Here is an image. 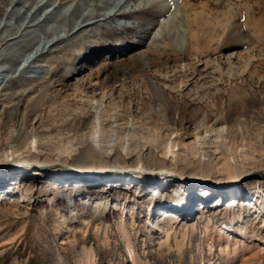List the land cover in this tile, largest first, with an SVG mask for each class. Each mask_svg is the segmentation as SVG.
<instances>
[{"label": "rangeland", "instance_id": "rangeland-1", "mask_svg": "<svg viewBox=\"0 0 264 264\" xmlns=\"http://www.w3.org/2000/svg\"><path fill=\"white\" fill-rule=\"evenodd\" d=\"M12 1L35 36L63 14L71 24L59 33L70 40L34 62L47 39L0 40V264H264V0H168L162 17L136 3L121 19L107 7L77 32L74 6L106 0ZM179 3L180 23L166 26ZM200 159L209 177L165 178Z\"/></svg>", "mask_w": 264, "mask_h": 264}, {"label": "bare ground", "instance_id": "bare-ground-1", "mask_svg": "<svg viewBox=\"0 0 264 264\" xmlns=\"http://www.w3.org/2000/svg\"><path fill=\"white\" fill-rule=\"evenodd\" d=\"M167 1L168 0H117L115 3H111V2L106 0L103 3L102 6H99L97 4V2H94L91 5L84 6V8H82V9H87L88 8L86 13H81V10H82L81 7L78 4H76L74 6V11L71 14V17H72L73 20L75 19V20H80L81 23L83 22V24H79L78 25V28L75 31V32H77L78 30H81L82 28H85L87 25L90 24V22H86V21L100 16L99 13L102 10H104L105 8H107V7H113L114 8L113 13H111V14H109L107 16V18H109V19L112 18V17L116 18V19L126 18L127 15H130V14L125 12V8L130 6V5H134L136 3L144 4L143 7H146V6L154 7V9H157V10L160 11V14H161V17H162L165 12L168 13V12L171 11V9H170L171 7H169ZM0 4H1V6H2V4L3 5L5 4V5H9L11 7L10 11L5 14L6 16L4 18H2V20H4V23H3V25H0V40H4L7 37H11V36H13L12 39L13 38H19L22 41L26 40V37H28L30 39L29 41H33L34 39H38V38L47 39V41L45 42V44L42 47L37 48V50L33 54L31 53L32 55L28 56V58H32V62H34V60H36L37 57H39L42 54L48 52L51 48L56 47L59 43L70 40L69 35L65 39H63L61 37V35L59 34L60 32H66L67 31V27L71 24L70 20H67V22H66L65 19H66L67 16L63 17L64 14L61 16V18L64 20L62 25L59 24V26L51 28V30H49L47 32H45L42 29H40V26H42L43 22L49 20L52 15H50V16L45 15L43 20L39 19L37 21L36 26L40 30H42L41 31L42 35L40 34L39 37H38V36H35L32 31L27 30L29 27L32 26V24H29V25L26 24L25 27L22 26L23 24L18 25L19 22H21L22 20L26 21V19H27V21H28V16H19V15H17L16 10L14 9L16 3H13L12 0H0ZM1 6H0V13H1V8H2ZM181 6H182V4H180V3H179V5H175L174 10L172 12V15L165 21V25L166 26H169L170 23H174L175 21H178L180 19L178 14L181 15ZM137 8H139V7H137ZM142 8H140V10ZM39 9H40V6L34 7V12L33 13H36V11H38ZM146 12H147V10H146ZM62 13H60V14H62ZM8 20H13V23L15 22V24L14 25L9 24ZM29 21L31 22L32 20H29ZM29 21H28V23H29ZM177 23H180V21H178ZM185 29L182 31V34L180 36L182 37L181 40L183 42L187 43V42H189L190 39L194 38V33H191L190 31H189L190 32L189 33ZM188 45H186V46H188ZM84 57H86V56H84ZM134 57H137L139 59V61L144 63V64H146L147 61H148V53L146 51L137 50L134 53ZM74 71H75V67L73 65H68V66L65 67V73L64 74H65V76L68 79H70L71 77H73ZM4 74L5 73H4L3 69H0V77L4 76ZM54 76L56 77V74H54ZM54 80H56V79L55 78H51V79L46 80L44 82L45 84H43L44 86L42 85L43 87L40 90H37V92L39 94L37 93L38 97L35 100V105L36 106H39V105H41L43 103V100L45 98V89ZM149 82H150V86L153 89L156 97L159 98L162 101H165V93L163 92V90L160 87H158L155 83H153L151 80ZM29 84H30V82H25L23 84L24 87L21 88L22 92H24L26 90V87H28ZM32 92H35V90H33ZM109 93H108L107 90L105 92H102L101 93V99H99L100 102H103L104 100L108 99L109 96H110ZM98 101L95 100V103L97 104ZM102 104L94 107V109L96 111H95V115L92 118L93 121L91 122L93 124V129H92L91 133H92V135H94L96 143L99 141V137L101 136V133H102L101 117H100V113L102 111V106H103ZM113 130H114V132H116L115 128H113ZM224 130H225V128L221 127V128L215 129L214 131H216V133L219 135ZM34 133H35V127H33V126H31L28 131H24V132L19 133L18 136H17V139H16V141L18 142V146L19 147H26V143H27L28 138L33 136ZM114 136L115 135H113V134L110 135V138H111L110 141H113ZM205 136L197 135L195 137V140H194L195 142H194V146H193L195 152L199 150L201 144L205 140ZM32 143H35V140L32 141ZM173 144H174V142H171V144L169 145V147H168L169 151H171L170 147ZM29 149H30V147H29ZM17 154H19V153H17ZM33 158H37V155L33 154ZM17 162H18V160H16V163ZM197 163L200 165L199 166L200 168L198 169L199 171L198 170H194L195 169V167H194V169L191 170V172H189V173L181 172V173L177 174V173H174V172H170V173H168L169 176H166L165 178L168 179V180H171V177H172L171 175L180 176L182 179H185V180H190V179L193 180V179H196V178L202 179V178H205V177H209V175L211 174V171L209 169V167H210L209 162H204V161H202L200 159V160L197 161ZM15 164H13L14 167L17 166ZM148 174L149 175H162V174H166V172L164 173V171L160 170V171H157L156 173L151 171V172H148ZM202 182H204V181H202Z\"/></svg>", "mask_w": 264, "mask_h": 264}]
</instances>
